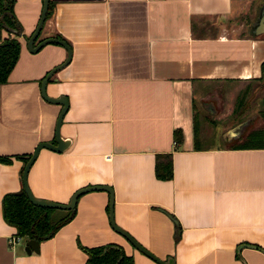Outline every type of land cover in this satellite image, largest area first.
I'll return each instance as SVG.
<instances>
[{
  "label": "crops",
  "instance_id": "1",
  "mask_svg": "<svg viewBox=\"0 0 264 264\" xmlns=\"http://www.w3.org/2000/svg\"><path fill=\"white\" fill-rule=\"evenodd\" d=\"M50 1L34 40L52 35L69 45L70 59L44 86L66 98L58 132L69 143L61 151L37 150L26 175L31 193L65 202L81 185L108 184L114 222L157 257L264 264V147L231 145L238 138L196 141L205 113L220 119L234 106L231 91L220 98L207 85L238 87L260 73L264 0ZM41 2L12 0L20 32L0 27V39L19 41L0 82V154L10 156L0 160V199L22 187L20 168L34 145L55 143L61 105L41 96L39 82L66 50L53 41L27 49ZM220 102L223 112L215 108ZM167 152L172 174L160 179L153 163ZM107 198L104 189L81 192L72 217L30 252L20 239L9 240L13 227L0 202V264H83L77 241L116 243L131 264H159L113 230Z\"/></svg>",
  "mask_w": 264,
  "mask_h": 264
},
{
  "label": "trees",
  "instance_id": "2",
  "mask_svg": "<svg viewBox=\"0 0 264 264\" xmlns=\"http://www.w3.org/2000/svg\"><path fill=\"white\" fill-rule=\"evenodd\" d=\"M11 2L12 0H0V27L5 26L11 30L13 29L14 33L18 34L20 25L14 16ZM50 3L51 1L48 0L45 17L51 12ZM18 49L19 41L15 36L0 39V82L6 80L8 71L16 59ZM259 66L260 73L254 78L264 80V59L261 60ZM175 130H173L174 139L180 141L182 134L179 129ZM231 145L235 147H264V125L248 129ZM29 155L24 157L23 163ZM0 160L9 161L10 156L0 154ZM153 166L157 178H170L172 174L171 153L157 155ZM0 202L2 218L13 227L12 234L20 237L29 236L38 240L44 238L43 236L49 232L53 234L60 225L72 217L74 212V206L61 209L32 203L28 200L22 187L15 191L4 192L1 195ZM76 243L78 248L86 254L83 264L132 263V257L125 254L122 247L116 243H102L93 246H86L78 241Z\"/></svg>",
  "mask_w": 264,
  "mask_h": 264
},
{
  "label": "water",
  "instance_id": "3",
  "mask_svg": "<svg viewBox=\"0 0 264 264\" xmlns=\"http://www.w3.org/2000/svg\"><path fill=\"white\" fill-rule=\"evenodd\" d=\"M47 2L48 0H42L41 2V11L39 13V16L37 18L36 21V25L35 27L32 29V31L28 34V36L26 37L25 41H26V46L28 50L34 51L36 49H38L40 46H42L43 44H45V42H57L60 45L62 44L66 50V54H65V58L63 60H61L60 63H57L55 65H53L52 67H50L49 69H47L45 72V75L40 79L39 82V88H40V94L41 96L46 100L52 101V102H56L58 104H60V109L56 115L55 118V124H54V131H53V136L55 137V143H52L50 141H39L37 142L34 147L32 148V151L30 152V155L28 156V158L25 160V162L22 165V171H21V185L22 188L28 198L29 201H31L32 203L38 204V205H42V206H46V207H56V208H61V209H65V208H71L73 206H75L76 203V197L81 194V192L86 191V190H91V189H104L107 191L108 193V203H107V215H108V220L110 223V226L113 228V230L118 231L119 233H121L125 239L132 244V246L136 247L140 252H142L143 254H145L146 256L148 255L150 258H152L154 261L158 262L159 264H174V261L172 260L171 256H166V258H159L156 255H154L150 250H148V248L146 249L144 246H142L131 234H129L127 231L123 230L120 226H118L113 219V215H112V204H113V199H112V189L111 186L108 184H104V183H97V184H87V185H81V187L76 188L75 190H73L67 200L65 202H61V201H57V200H53V199H46V198H42V197H38L35 196L34 194L31 193L29 186L27 185V181H26V175H27V171H28V167L29 165L32 163V160L34 159V157L36 156V152L40 147H46V148H50L53 149L55 151H61L64 149V147L67 146V144L69 143V139L66 137H61L59 135L58 132V128L61 122V116L64 112V110L67 107L66 104V98L65 96L62 95H58V96H50L45 92V83L47 81V79L51 76V74L61 68V66H63L65 63L68 62V60L70 59V48L68 43L63 40L62 38H57L55 36L52 35H47L44 36V38H41L39 40H34L36 35L38 34V32L40 31L41 27H42V22L44 20L45 14H46V10H47ZM262 18V22L264 24V13L261 15ZM245 122L247 123V121H243V126L245 124ZM242 124L240 125L239 128H231V129H227L224 133L225 134H233V135H238L240 134L242 127ZM229 137V135H227ZM50 232L45 234L43 237H49L50 236ZM20 240L23 242V249H25L26 252H30L32 251H37L38 249V242L39 240L37 238H31L29 236H22L20 237Z\"/></svg>",
  "mask_w": 264,
  "mask_h": 264
},
{
  "label": "rangeland",
  "instance_id": "4",
  "mask_svg": "<svg viewBox=\"0 0 264 264\" xmlns=\"http://www.w3.org/2000/svg\"><path fill=\"white\" fill-rule=\"evenodd\" d=\"M207 87L212 89V91L216 90V93L220 95V98L225 97L224 95H226V90L231 91L234 106L233 111H231L230 114H223V118L220 119L213 118L209 116V113H205V116L208 117L207 123L201 127L202 122L199 121V127L203 128V134L197 136V142L205 145H224V143H230L235 141L236 138H240V136L245 132L244 130L254 129L257 126L264 125V80H260L258 78L250 79L243 85H238V87L227 86L226 83L208 84ZM210 89L206 88L205 90ZM221 103L222 102L218 104L215 103V108L218 112L224 111L225 104ZM239 110H243V113H241V111L239 112ZM233 114L234 116H239L233 120ZM243 121H247V123L245 122L244 128L241 129L242 131H240L238 136L233 134H225L223 137L222 134L225 133L227 128L230 126L239 128ZM221 125L223 126L221 127ZM227 135H229V137Z\"/></svg>",
  "mask_w": 264,
  "mask_h": 264
},
{
  "label": "built area",
  "instance_id": "5",
  "mask_svg": "<svg viewBox=\"0 0 264 264\" xmlns=\"http://www.w3.org/2000/svg\"><path fill=\"white\" fill-rule=\"evenodd\" d=\"M18 239H20V236L13 235V236H11V238L9 240L12 242V241L18 240Z\"/></svg>",
  "mask_w": 264,
  "mask_h": 264
}]
</instances>
